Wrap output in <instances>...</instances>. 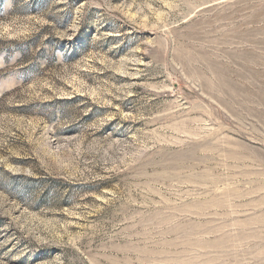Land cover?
<instances>
[{
	"label": "rangeland",
	"instance_id": "rangeland-1",
	"mask_svg": "<svg viewBox=\"0 0 264 264\" xmlns=\"http://www.w3.org/2000/svg\"><path fill=\"white\" fill-rule=\"evenodd\" d=\"M0 264H264V0H0Z\"/></svg>",
	"mask_w": 264,
	"mask_h": 264
}]
</instances>
